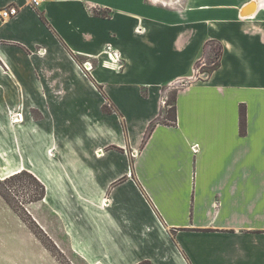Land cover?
I'll list each match as a JSON object with an SVG mask.
<instances>
[{
  "label": "crops",
  "instance_id": "1",
  "mask_svg": "<svg viewBox=\"0 0 264 264\" xmlns=\"http://www.w3.org/2000/svg\"><path fill=\"white\" fill-rule=\"evenodd\" d=\"M9 6L0 178L46 187L71 250L86 264H264V0Z\"/></svg>",
  "mask_w": 264,
  "mask_h": 264
},
{
  "label": "rangeland",
  "instance_id": "2",
  "mask_svg": "<svg viewBox=\"0 0 264 264\" xmlns=\"http://www.w3.org/2000/svg\"><path fill=\"white\" fill-rule=\"evenodd\" d=\"M210 46L214 51V59L207 70L219 62L216 54L221 49L215 44ZM200 69L201 66L199 72ZM106 111L113 114L115 110L110 106ZM163 120L166 119L163 117ZM16 154L11 150L5 152L4 158L8 164L13 165L17 161ZM29 174L14 179H7L12 175L0 178V203L10 211H0V264H86L71 250L58 216L43 201L34 202L42 192V183L33 174ZM14 209L25 215L26 222L33 227L41 241Z\"/></svg>",
  "mask_w": 264,
  "mask_h": 264
},
{
  "label": "trees",
  "instance_id": "3",
  "mask_svg": "<svg viewBox=\"0 0 264 264\" xmlns=\"http://www.w3.org/2000/svg\"><path fill=\"white\" fill-rule=\"evenodd\" d=\"M96 16H101L104 18H108L109 14L107 12H95ZM219 57V62L218 63H214L213 66L210 67V69L206 70L207 74H210L213 70H217L219 68V66L221 65L220 63V57H221V49H220V53L216 54ZM176 100H177V92H175L173 95H171V97L166 101V111H165V116L164 117L166 120L164 121L165 123L168 124H176L177 122V105H176ZM106 110V109H105ZM241 119H240V127H241V133L244 136L247 133V127H246V119H247V113H246V109L244 107L241 108ZM156 127V123L151 124V126L149 127L148 133L146 134V139L153 133V131L155 130ZM21 175H30L28 171H22L16 174H13L12 176L8 177L7 179H14L17 178ZM32 176V175H31ZM40 187L42 189V192L39 194L38 198L34 201V202H40L43 201L45 199L46 196V189L45 187L40 184ZM32 202V201H31ZM15 212L18 214V216L21 218V220L28 226V228L30 229V231L34 234V236L39 239V241H41V239L39 238L38 234L35 232V230L33 229L32 226H30L27 222L26 219L24 218L23 215L19 214V211H17L16 209H14Z\"/></svg>",
  "mask_w": 264,
  "mask_h": 264
},
{
  "label": "built area",
  "instance_id": "4",
  "mask_svg": "<svg viewBox=\"0 0 264 264\" xmlns=\"http://www.w3.org/2000/svg\"><path fill=\"white\" fill-rule=\"evenodd\" d=\"M42 0H32V3L35 7L39 6L40 2ZM20 13V9L16 6H9V7H6L4 9L1 10L0 14H1V17L4 18V19H7V18H14L16 17L17 15H19Z\"/></svg>",
  "mask_w": 264,
  "mask_h": 264
},
{
  "label": "bare ground",
  "instance_id": "5",
  "mask_svg": "<svg viewBox=\"0 0 264 264\" xmlns=\"http://www.w3.org/2000/svg\"><path fill=\"white\" fill-rule=\"evenodd\" d=\"M255 9H256V7H255Z\"/></svg>",
  "mask_w": 264,
  "mask_h": 264
}]
</instances>
